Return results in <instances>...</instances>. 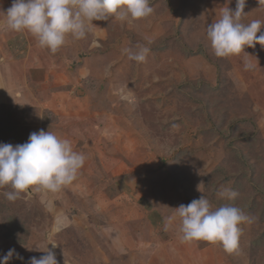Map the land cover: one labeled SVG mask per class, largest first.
Instances as JSON below:
<instances>
[{"label": "rangeland", "instance_id": "obj_1", "mask_svg": "<svg viewBox=\"0 0 264 264\" xmlns=\"http://www.w3.org/2000/svg\"><path fill=\"white\" fill-rule=\"evenodd\" d=\"M10 2L0 0V76L10 79L0 86V143L49 130L86 160L56 192L8 201L11 187H0V256L14 248L24 259L9 264H28L53 243L58 264H264V48L218 58L206 36L235 0H149L148 18L94 20L84 38L39 49V59L35 37L5 35ZM258 7L247 0L245 22L264 18ZM139 47L149 51L138 63L126 49ZM29 55L32 67L12 81L13 63ZM225 187L238 196L218 197ZM203 195L213 210L232 204L248 218L230 252L180 240L175 208Z\"/></svg>", "mask_w": 264, "mask_h": 264}, {"label": "clouds", "instance_id": "obj_2", "mask_svg": "<svg viewBox=\"0 0 264 264\" xmlns=\"http://www.w3.org/2000/svg\"><path fill=\"white\" fill-rule=\"evenodd\" d=\"M227 2L230 4L232 0ZM246 3L247 0H235L234 9L221 8L218 19L208 24L206 36L216 57L239 55L245 52V47L255 48L257 44L264 48V31H261L264 18L245 22L248 15L244 11ZM257 3V10L264 12V0H257ZM152 13L149 0H12L11 7L4 13V27L30 33L40 47L54 54L66 44L69 36L84 38L94 26V20L112 18L131 23L148 18ZM148 51L146 47L126 49L128 58L138 63L145 60ZM247 66L250 65L246 62ZM85 160L84 154L73 150L70 141L41 129L30 133L23 144L0 143V187H11L12 191L5 193L8 201H15L28 190L56 192L77 178ZM217 195L232 201L238 193L225 187ZM175 209L172 220H179L181 242L219 243L229 252L238 244L240 224L248 219L241 208L232 204L213 210L204 195ZM48 244L53 247L49 248ZM48 244L37 247L45 254L39 258L30 257L28 264H58L54 251L56 245ZM13 257L24 259L12 248L0 256V264H9Z\"/></svg>", "mask_w": 264, "mask_h": 264}, {"label": "crops", "instance_id": "obj_3", "mask_svg": "<svg viewBox=\"0 0 264 264\" xmlns=\"http://www.w3.org/2000/svg\"><path fill=\"white\" fill-rule=\"evenodd\" d=\"M11 4H12V2H10L9 3V6L11 7ZM3 30H4V32H5V35H9L10 37H12V39L13 40H15V39H17L18 38V42L19 41H28L29 42V39L31 38L30 36H31V34L30 33H28V32H15V31H11V30H6L5 29V27H4V25H3ZM17 37V38H16ZM30 43V42H29ZM30 48V47H29ZM39 49H44V48H42V47H40L39 46V44L37 43L36 44V46H35V51H37V53H34L33 52V54L31 55V59H33L32 58V56H36L37 57V59H39V56H40V50ZM30 50V49H29ZM13 53V51L11 50L10 51V49H8V53ZM15 52H16V50H15ZM29 54V53H28ZM260 55H263L264 56V51H261L260 52ZM12 56V59H13V57H14V55L12 54L11 55ZM27 58H30V55H29V57L27 56L26 58H24V59H21V60H25L24 62H20V61H16L15 63H13V65L15 66V68L13 67V69H12V71H16V76L14 77V76H11V80L13 81V80H18V76H19V74L20 73H17L18 72V70H20L21 69V67L23 66V65H26V67L27 68H31L32 66H30V62L28 61V60H26ZM264 58V57H263ZM25 63V64H24ZM5 67L6 68H8L6 65H2L1 67H0V70H2V68H4L5 69ZM27 70V69H26ZM84 70H86L85 69V67H84ZM87 71H89V69H87ZM81 72H82V69L81 70H79V74L81 75ZM90 73V72H89ZM1 77V76H0ZM8 76H2L1 78H2V82H0V86H1V88H2V90H4V88H6V81L7 80H9L10 81V79H8L7 78ZM80 77H82V76H80ZM82 78H85V76H83ZM28 82H29V80H27L26 79V85L28 86ZM23 94V95H22ZM10 96H11V94H9ZM13 96H11V98H12ZM13 98H15V97H13ZM28 99V96H25V94L24 93H19L17 96H16V98L14 99L17 103L18 102H21V103H25V101ZM31 98L29 97V100H30ZM13 100V101H14Z\"/></svg>", "mask_w": 264, "mask_h": 264}, {"label": "trees", "instance_id": "obj_4", "mask_svg": "<svg viewBox=\"0 0 264 264\" xmlns=\"http://www.w3.org/2000/svg\"><path fill=\"white\" fill-rule=\"evenodd\" d=\"M0 108H2V107H0ZM11 108V107H10ZM3 130V129H2ZM12 217H14V216H11L10 218H8L9 220H11V222H12V220L14 219V218H12ZM20 232H22V231H20ZM19 233V232H18ZM14 235V234H13ZM15 235H17V234H15ZM8 237L9 238H13L14 236H12V234L10 233L9 235H8Z\"/></svg>", "mask_w": 264, "mask_h": 264}]
</instances>
